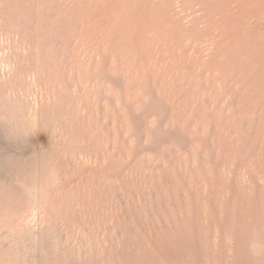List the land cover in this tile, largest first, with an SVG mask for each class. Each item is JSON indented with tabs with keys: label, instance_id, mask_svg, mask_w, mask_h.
Returning a JSON list of instances; mask_svg holds the SVG:
<instances>
[{
	"label": "rangeland",
	"instance_id": "rangeland-1",
	"mask_svg": "<svg viewBox=\"0 0 264 264\" xmlns=\"http://www.w3.org/2000/svg\"><path fill=\"white\" fill-rule=\"evenodd\" d=\"M0 264H264V0H0Z\"/></svg>",
	"mask_w": 264,
	"mask_h": 264
}]
</instances>
